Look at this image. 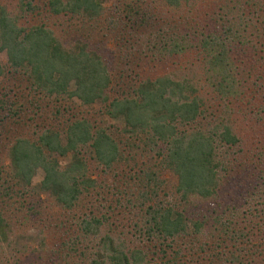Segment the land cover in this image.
Wrapping results in <instances>:
<instances>
[{
  "label": "trees",
  "instance_id": "obj_1",
  "mask_svg": "<svg viewBox=\"0 0 264 264\" xmlns=\"http://www.w3.org/2000/svg\"><path fill=\"white\" fill-rule=\"evenodd\" d=\"M105 1L44 0L51 14L79 21L65 42L42 21L21 23L25 14L37 8L35 0H16L12 8L0 1V50L6 57L5 63L0 62V75L4 68L14 73V77L17 73L19 84L23 77L29 91L46 97V101H55L56 109L60 100L66 98H76L82 104L102 103L108 117L121 121L122 131L143 134L144 142L159 156L157 164L169 169L176 179L175 202L157 199L143 205L140 224L134 222L136 244H132L135 240L126 243L109 229L98 235L108 219L105 212H84L76 219L78 236L67 245V252H75L79 241L89 240L85 250L78 251L80 255L87 253V261L82 264H185L183 257L193 247L207 252L202 258L206 261L198 264H264V237L263 241L252 242L250 227L236 224L240 213L248 209L216 195L228 162L220 156L219 148L236 144L239 139L227 120L226 102L238 99L242 90L231 52L237 45L249 42L245 33L248 27L254 28L250 32L255 35H259L258 25L264 29V1L252 0L257 7L253 6L250 12L246 10L247 13L241 7L243 4H238L230 18L227 14L231 6L224 10L223 5H218V9H213L214 26L206 25L197 36L189 37L194 30L188 27L176 33L153 35L147 43L150 53L156 50L167 58L196 47L206 84L215 96L226 99L218 114L209 109L207 113L204 111V100L195 81L168 73L141 77L129 94L109 98L106 88L110 77L103 45L91 37L95 24L101 18L106 19L105 11L115 10V6H107ZM160 1L177 7L189 0ZM243 3L251 6L250 0ZM6 93L0 91V135L5 130L4 120L16 122L25 108L24 101L11 100ZM37 101L33 96L27 99L34 110L40 108ZM63 123L62 129L49 123L43 125L40 131H35L33 139L12 136L6 145L9 162L6 174L10 182L6 189L12 186L19 189L22 197L24 193L43 191L60 207L71 210L94 181L87 173V156L97 165L109 167L122 154L107 126L76 114ZM66 155L69 159L63 164L59 162V157ZM35 168H40L42 175L33 186ZM141 176L143 188L138 190L137 198L143 204L153 197L157 182L151 168L141 170L137 177ZM208 197L213 198L208 208L192 209L194 198ZM3 225L5 221L0 215V238ZM205 227L213 239L211 244L205 245L201 238Z\"/></svg>",
  "mask_w": 264,
  "mask_h": 264
},
{
  "label": "rangeland",
  "instance_id": "obj_2",
  "mask_svg": "<svg viewBox=\"0 0 264 264\" xmlns=\"http://www.w3.org/2000/svg\"><path fill=\"white\" fill-rule=\"evenodd\" d=\"M0 1L9 8L16 3V0ZM243 1L189 0L177 7H170L160 0H106V5L115 6V10L112 13L108 9L105 11L106 19L101 18L95 24L91 37L92 41L103 45L102 52L110 77L106 88L109 98L129 94L135 81L141 77L168 73L173 77L186 76L195 81L199 95L204 100V111L207 113L209 109L218 114L226 99L215 96L206 84L197 48L191 46L181 55H170L167 58L157 54L156 50L150 53L147 43L153 39V35L176 33L188 27L189 30H194L189 33V37L192 34L197 36L206 25L214 26L213 9H218V5H223L224 10L231 6V11L227 14L229 18L231 13L236 12L234 7L238 4H243L241 7L245 13L250 12L253 6L257 7L254 5L255 1L250 0L251 6ZM35 2L37 8L34 12L27 13L20 19L23 25L42 21L62 42L71 37L73 28L77 27L79 21L51 14L47 11L44 0ZM260 26L257 28L259 35L251 33L254 28L248 27L245 33L249 42L237 45L231 52L232 60L238 66L242 90L238 99L227 100V120L239 139L236 144L219 148L220 156L223 155L228 162L225 163V174L220 179L222 185L216 191L218 198L224 197L225 200H231L232 204H240L241 208L248 209L247 212L240 213L236 224L250 227L252 242L263 241L264 237V29ZM5 60V53L0 50V62L5 63ZM14 76V73L5 68L0 75V91L7 92L5 95L11 100L16 98L24 101L25 105L22 114L16 118L18 122L11 121L10 118L4 120L5 130L3 128L0 135V215L5 221L3 237L0 238V264L85 263L87 253L80 255L78 251L85 250L89 240L79 241L75 252L68 253L66 249L79 232L76 219L84 212H105L108 219L98 235L109 229L111 234L119 236L126 243L130 244L131 240H135L132 244H136L138 241L134 238L137 233L134 222L140 224L138 220L143 205L157 199L171 203L176 201L174 174L157 164L159 156L144 142L143 134L122 131L121 121L108 117L103 112L102 103L82 104L76 98H66L60 100L56 109L55 101H46V97L33 94L25 87L26 80L23 77L19 84V75L16 73V77ZM30 96H33V100L38 99L39 109L34 110L28 104ZM250 96H253L251 100L244 101ZM241 98L243 101H238ZM71 114L82 115L107 126V131L119 145L122 157L109 167H103L87 156V173L94 181L71 210L60 207L50 194L43 191H33L28 195L24 193L25 197H22L19 189L13 186L12 189H6L10 183L6 174L9 167L6 145L12 136L33 139L36 132L47 123L62 129L63 122ZM68 159V155L59 157V162L63 164ZM147 168L153 169L155 174L156 193L140 204L137 193L143 188L144 178L137 175ZM41 175L42 170L35 168L31 178L33 186ZM212 199L194 198L192 209L208 208ZM200 235L205 245L213 242L208 227L203 228ZM186 252L189 255L183 257L185 264L206 261L202 259L207 256L205 251L193 247Z\"/></svg>",
  "mask_w": 264,
  "mask_h": 264
}]
</instances>
